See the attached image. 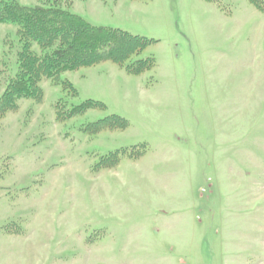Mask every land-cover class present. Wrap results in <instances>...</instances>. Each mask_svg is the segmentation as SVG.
<instances>
[{"label": "rangeland", "instance_id": "1", "mask_svg": "<svg viewBox=\"0 0 264 264\" xmlns=\"http://www.w3.org/2000/svg\"><path fill=\"white\" fill-rule=\"evenodd\" d=\"M16 1L151 42L0 117V264H264V0Z\"/></svg>", "mask_w": 264, "mask_h": 264}, {"label": "trees", "instance_id": "2", "mask_svg": "<svg viewBox=\"0 0 264 264\" xmlns=\"http://www.w3.org/2000/svg\"><path fill=\"white\" fill-rule=\"evenodd\" d=\"M250 1L257 7L260 4V0ZM0 23L18 28L20 45L16 73L0 98V117L16 110L21 99L42 100L41 83L45 79L57 81L64 72L104 60L124 65L151 42L121 30L94 26L56 4L29 6L16 0H0ZM154 63L151 58L139 60L127 65V69L140 75L154 68ZM90 104L83 105L76 112L91 108ZM114 117L124 122L121 127L127 126V120ZM106 120L100 121L96 127L100 128L102 123H107Z\"/></svg>", "mask_w": 264, "mask_h": 264}]
</instances>
